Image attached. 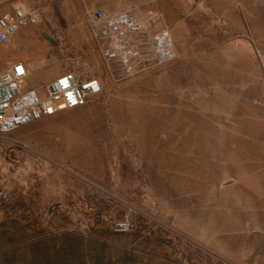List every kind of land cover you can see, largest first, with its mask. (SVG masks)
Segmentation results:
<instances>
[{
  "label": "rangeland",
  "instance_id": "obj_1",
  "mask_svg": "<svg viewBox=\"0 0 264 264\" xmlns=\"http://www.w3.org/2000/svg\"><path fill=\"white\" fill-rule=\"evenodd\" d=\"M74 1L30 0L42 20L17 50L35 87L57 63L101 79L96 100L60 111L91 115L92 130L75 131L89 163L32 142L65 123L0 133V264H264V0L192 2L175 26L164 0ZM91 2L158 7L177 59L112 75L87 17L117 11ZM123 220L131 229L116 233Z\"/></svg>",
  "mask_w": 264,
  "mask_h": 264
},
{
  "label": "built area",
  "instance_id": "obj_2",
  "mask_svg": "<svg viewBox=\"0 0 264 264\" xmlns=\"http://www.w3.org/2000/svg\"><path fill=\"white\" fill-rule=\"evenodd\" d=\"M41 20L40 9L15 7L13 12L0 17V45H9L18 31ZM87 23L95 39L104 43V60L114 76L115 73L130 76L138 66L150 60L167 63L178 57L170 30L165 27L149 30L132 10L94 9L88 14ZM27 77L24 62L0 72L1 134L33 125L61 110L85 107L104 91L101 79L75 72L63 73L40 91L25 87ZM5 200L6 191L0 183V205ZM131 227L129 220H123L115 223L114 231L125 233Z\"/></svg>",
  "mask_w": 264,
  "mask_h": 264
},
{
  "label": "crops",
  "instance_id": "obj_3",
  "mask_svg": "<svg viewBox=\"0 0 264 264\" xmlns=\"http://www.w3.org/2000/svg\"><path fill=\"white\" fill-rule=\"evenodd\" d=\"M47 1V0H46ZM76 4L74 0H70ZM165 3L170 2V5L168 6L169 10H172V13H170V20L169 23L172 26L174 25V20L176 19H181L182 15L180 14L179 11L184 10L187 8V4L189 3H203L202 9H209L212 10L214 7L217 9H222L226 10L227 9V4L230 2L228 0H164ZM43 0H38V3L40 6H42ZM93 6H88L86 3V9L90 7H100V8H105L109 7L111 9H115L117 12L123 11V10H132L139 19H141L146 26L150 27H162L161 24V18L165 19V16H163V13L159 10L158 7L156 8H148L146 5H138V4H132L128 5L126 7H122L120 5H115V4H108L107 2L100 4V3H95L91 2ZM32 5V4H31ZM105 6V7H103ZM15 7H24L31 9L30 7V0H0V17L11 13L14 11ZM40 9V8H38ZM77 10V6H76ZM173 20V21H171ZM164 27V26H163ZM149 28V27H148ZM150 29V28H149ZM158 29V28H157ZM156 29V30H157ZM22 30V29H21ZM18 31V33L12 38V41L9 45L6 46H0V60L3 62L0 71L5 72L9 68H11L14 64L19 63V62H24L27 70H28V77L25 83V87L27 89H35V90H42L43 87L48 86L53 80H55L57 77L65 73V68L60 63H57L60 66V74L57 76L53 77L49 82L44 83L40 86H34L33 84V79L36 75V71L34 70L33 64L31 63L28 58L18 52V47L27 39L29 36L28 34ZM173 30V29H172ZM174 33V31H173ZM30 35V34H29ZM28 36V37H27ZM36 36L34 35V40H36ZM32 40V39H31ZM46 53L44 56L46 57ZM80 73V72H79ZM81 76V75H80ZM83 77H92V76H83ZM86 107V106H85ZM85 107L81 108H76V109H71V110H78L82 109ZM89 114H64V113H56L53 116L50 117H45L41 121L35 123L36 125L38 124H43L45 125H50V124H56V123H65L63 124L64 129L66 128L65 132L59 131L58 133H53L50 136H44L42 137L38 133H33L31 135L32 137V142L36 143L39 145V150L42 154H57L58 157L64 158L66 161L72 162V164L75 166H85V163H89L88 159L89 156L87 155V152L85 150V142L84 139H82L77 131L79 128H87L88 131L92 130L94 127L91 122L92 120L90 119ZM29 125V126H34ZM29 126L23 127L27 128ZM62 127V128H63ZM23 128H20L21 130ZM19 129V130H20ZM93 132V131H92ZM87 145V144H86ZM84 151V152H83ZM103 164L105 161H101ZM104 167V166H103ZM263 218H260L262 220V223L264 224V216ZM260 220V221H261ZM237 256L240 254L243 259L242 251L239 249H236ZM228 256H231L230 250H224ZM236 256V254H235ZM258 264V263H257Z\"/></svg>",
  "mask_w": 264,
  "mask_h": 264
}]
</instances>
